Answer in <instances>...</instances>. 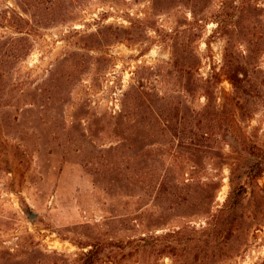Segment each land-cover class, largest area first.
Instances as JSON below:
<instances>
[{
  "label": "rangeland",
  "instance_id": "rangeland-1",
  "mask_svg": "<svg viewBox=\"0 0 264 264\" xmlns=\"http://www.w3.org/2000/svg\"><path fill=\"white\" fill-rule=\"evenodd\" d=\"M0 122V264H264V0H0Z\"/></svg>",
  "mask_w": 264,
  "mask_h": 264
},
{
  "label": "trees",
  "instance_id": "trees-1",
  "mask_svg": "<svg viewBox=\"0 0 264 264\" xmlns=\"http://www.w3.org/2000/svg\"><path fill=\"white\" fill-rule=\"evenodd\" d=\"M171 115H172V113H171ZM145 117L150 121V124H149L150 126L148 127L147 135L153 134V135H156L159 137L163 136L165 133V125L163 123L162 113H160L159 110L155 111V110H152L150 108H146ZM177 118H178V114H176V113L173 116H171V119L174 123H172L170 129L173 131L178 130V127L176 125ZM5 123H7V122H5ZM3 141H4V143H6L8 149H9V153L12 155V158L24 160V159H27L29 157V148L27 149L23 145V143H20V142L13 143V142H9L6 139H3L2 142ZM0 144H1V140H0ZM7 170H9V169H7ZM143 240L144 239H142L140 242H138L135 246V250H136V253L138 255L140 254V252L146 253V251H147L146 248H148V250H150L151 253L154 251L157 252V254H159V255L165 253V249L162 248V243L160 242V238H152V240H150L149 242H145L144 244H142L141 242ZM91 253L93 254V251H90L88 253V255H90Z\"/></svg>",
  "mask_w": 264,
  "mask_h": 264
},
{
  "label": "water",
  "instance_id": "water-1",
  "mask_svg": "<svg viewBox=\"0 0 264 264\" xmlns=\"http://www.w3.org/2000/svg\"><path fill=\"white\" fill-rule=\"evenodd\" d=\"M37 215H38V214L35 213V212H29V213H28V216H29L30 219H34V218H36Z\"/></svg>",
  "mask_w": 264,
  "mask_h": 264
}]
</instances>
